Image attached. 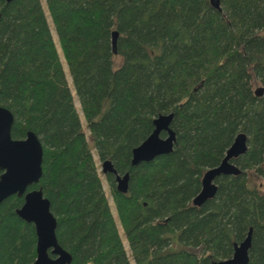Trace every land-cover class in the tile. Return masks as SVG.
<instances>
[{
  "label": "trees",
  "instance_id": "1",
  "mask_svg": "<svg viewBox=\"0 0 264 264\" xmlns=\"http://www.w3.org/2000/svg\"><path fill=\"white\" fill-rule=\"evenodd\" d=\"M0 0V106L11 136L33 132L43 148L41 189L70 264H130L92 151L129 175H104L134 264H212L229 259L252 229L248 264H264V0ZM118 33L116 54L111 35ZM120 58V62H115ZM64 62L89 132L86 139ZM173 114V151L131 165V152ZM248 150L220 176L213 199L192 200L235 137ZM165 137V133L161 134ZM0 204V264H32L36 235Z\"/></svg>",
  "mask_w": 264,
  "mask_h": 264
},
{
  "label": "water",
  "instance_id": "2",
  "mask_svg": "<svg viewBox=\"0 0 264 264\" xmlns=\"http://www.w3.org/2000/svg\"><path fill=\"white\" fill-rule=\"evenodd\" d=\"M10 2L12 0H6ZM213 9L220 11L219 0H209ZM118 33L111 35L112 53L116 54ZM256 96L264 94V88H257ZM173 114L161 115L153 120L152 133L131 152V165L136 166L142 162H150L158 156L168 155L173 151L175 134L170 129ZM14 124L12 113L0 106V204L11 196L23 198L22 206L16 215L26 223L35 227L37 258L34 264H70L71 256L58 244L55 230L56 218L50 211V203L44 198L41 189L28 190L38 184L42 176L43 148L38 137L33 132H27L22 140H15L11 136ZM165 133V137L161 134ZM248 137L245 133L238 134L227 149L221 163L208 169L201 179V190L192 200V205L201 207L208 200L214 198L217 187L215 179L220 176H238L240 169L232 160L243 156L247 150ZM101 172L104 175H116V189L120 193H127L129 175L122 177L110 161L101 163ZM252 229H249L246 238L240 243L233 244V253L229 259L213 262L212 264H248V252L251 247ZM47 251L57 256L51 260Z\"/></svg>",
  "mask_w": 264,
  "mask_h": 264
},
{
  "label": "rangeland",
  "instance_id": "3",
  "mask_svg": "<svg viewBox=\"0 0 264 264\" xmlns=\"http://www.w3.org/2000/svg\"><path fill=\"white\" fill-rule=\"evenodd\" d=\"M41 2H42V8H43L44 14L46 16V20H47V23H48L52 38H53L54 43L56 45L57 51L59 53V56H60L61 60L63 61V58H62V55H61V50H60L59 43H58V40H57V36L55 34V30H54L53 24L51 22V19H50L49 15H48L44 0H41ZM115 62L116 63L120 62V58H115ZM62 64H63L62 65L63 69L65 71L66 80L68 82V85H69V88H70V92H71L72 97H73L74 106H75V108H76V110L78 112V115H79L83 130H84V133L86 135V139L88 140V143L91 146L92 144H91V141H90V138H89V132L86 129L85 120H84L82 112H81V108H80V105H79L78 98H77L76 93L74 91V88L72 86L71 79H70L69 73L67 71L66 64L64 62H62ZM257 88H259V87H256V89ZM92 154H93V158L95 160V163H96V166H97V169H98V174L102 178L103 190H104V193H105V195L107 197V200H108V203H109V206H110V209H111V213H112L114 219L116 220V225L118 227L119 235H120V237L122 239L123 246H124V248L126 250V253H127L128 257H129L130 264H134V262L132 261L129 249H128V245H127V241L125 239V235H124V233H123V231H122V229H121V227L119 225V222L116 219V213H115V209L113 207L112 198H111L110 193H109V188H108V186H107V184L105 182L104 175L101 172V162L98 160V157H97V155H96V153L94 151H92ZM249 187H251V188L252 187H256V188H258V189H260L261 191L264 192V179L263 178H258L254 174H251L250 177H249Z\"/></svg>",
  "mask_w": 264,
  "mask_h": 264
},
{
  "label": "flooded vegetation",
  "instance_id": "4",
  "mask_svg": "<svg viewBox=\"0 0 264 264\" xmlns=\"http://www.w3.org/2000/svg\"><path fill=\"white\" fill-rule=\"evenodd\" d=\"M23 221V220H22ZM25 222V221H24ZM26 223V222H25ZM28 224H31V223H28ZM33 225V224H32ZM34 226V225H33ZM35 228V227H34ZM36 235V234H35ZM34 253H35V257H34V259H33V261H32V264H34L35 263V261H36V258H37V253H36V243H35V251H34ZM47 254H48V257L51 259V260H55V259H57V256H55V255H53L52 253H51V251H47Z\"/></svg>",
  "mask_w": 264,
  "mask_h": 264
}]
</instances>
